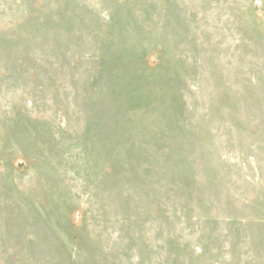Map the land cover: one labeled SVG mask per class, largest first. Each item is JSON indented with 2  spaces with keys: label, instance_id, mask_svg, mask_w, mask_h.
I'll return each mask as SVG.
<instances>
[{
  "label": "rangeland",
  "instance_id": "rangeland-1",
  "mask_svg": "<svg viewBox=\"0 0 264 264\" xmlns=\"http://www.w3.org/2000/svg\"><path fill=\"white\" fill-rule=\"evenodd\" d=\"M0 264H264V0H0Z\"/></svg>",
  "mask_w": 264,
  "mask_h": 264
}]
</instances>
